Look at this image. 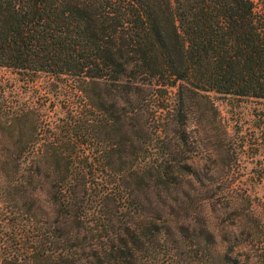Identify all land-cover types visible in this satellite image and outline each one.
Returning <instances> with one entry per match:
<instances>
[{"label": "trees", "instance_id": "obj_1", "mask_svg": "<svg viewBox=\"0 0 264 264\" xmlns=\"http://www.w3.org/2000/svg\"><path fill=\"white\" fill-rule=\"evenodd\" d=\"M0 66L58 109L0 95V264H249L185 145L211 91L264 98V0H0Z\"/></svg>", "mask_w": 264, "mask_h": 264}, {"label": "rangeland", "instance_id": "obj_2", "mask_svg": "<svg viewBox=\"0 0 264 264\" xmlns=\"http://www.w3.org/2000/svg\"><path fill=\"white\" fill-rule=\"evenodd\" d=\"M28 82L19 72L0 66V95L17 105L25 102L49 106L58 113L55 94L48 75ZM44 89V90H43ZM214 107L193 110L188 121L186 155L198 169L212 174V182L201 184L210 189L212 200L206 205L210 226L221 243L223 235L232 237L235 223L249 217L250 209L261 221L262 234L240 233L237 249L249 264H264V98L211 91ZM1 101V96H0ZM57 105V104H56Z\"/></svg>", "mask_w": 264, "mask_h": 264}]
</instances>
